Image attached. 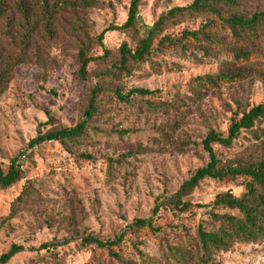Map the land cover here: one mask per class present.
<instances>
[{"label":"rangeland","instance_id":"obj_1","mask_svg":"<svg viewBox=\"0 0 264 264\" xmlns=\"http://www.w3.org/2000/svg\"><path fill=\"white\" fill-rule=\"evenodd\" d=\"M12 1L14 6L17 0ZM99 1L110 4L83 13L93 36L111 25H123L131 3V0ZM193 1L142 0L137 28L144 32L161 14ZM202 23V19H192L171 33L196 30ZM61 33L63 37L52 50L45 49L41 63L21 67L13 73L0 98V167L7 171L11 161L20 158L24 171L16 186L0 190V256L12 245L28 250L8 264H107L99 252L80 248L79 242L60 249L57 259L49 257L46 251L31 249L71 237L97 236L104 241L112 240L128 224L148 219L157 197L175 193L199 168L208 164L202 141L210 130L227 131L232 113L237 110L236 100L245 98L251 107L264 102V83L256 79L224 85L206 97L193 96V80L218 73L220 64L215 60L198 64L174 53L157 61L156 68L145 65L133 76L113 81L125 93L137 88L160 91L149 102L173 107L169 112L172 117L166 115L167 110L148 107L146 100L138 97L133 98L130 106L113 100L97 123L99 133L76 149L78 154L94 156L95 162L77 160L57 143L31 150L28 144L36 137L40 125L47 124L45 131L75 126L86 103L89 84L77 79L76 49L68 42L72 39L70 35ZM125 42L132 45V38L123 32L105 35L104 44L115 56ZM92 55L102 56L103 49L95 47ZM107 67L108 64H103L90 69ZM48 114L53 117L51 123H48ZM175 121L180 126L177 132L169 134L171 143L157 142L158 133L175 127ZM249 137L245 133L225 155L228 158L241 155L249 144ZM182 143L190 146L184 154L176 150ZM121 156H130L128 162L115 165L113 175L108 176L107 160ZM28 183L40 191V198L14 212V202ZM228 191L240 198L245 192L243 181L227 186L207 181L189 199L208 204L219 193ZM206 211L178 218L162 210V218L172 224L170 229L156 237L142 236L139 241L142 255L131 247L125 251L135 260L147 257L152 264H168V247H187L190 239L196 238V222L207 219ZM217 261L264 264V240L236 244Z\"/></svg>","mask_w":264,"mask_h":264},{"label":"trees","instance_id":"obj_2","mask_svg":"<svg viewBox=\"0 0 264 264\" xmlns=\"http://www.w3.org/2000/svg\"><path fill=\"white\" fill-rule=\"evenodd\" d=\"M141 3L142 0H131L128 18L123 25H111L93 36L83 13L110 3L99 0H17L13 6L12 0H0V98L13 73L21 67L41 63L45 49L52 50L63 37L61 32L70 35L72 39L68 42L76 49L77 79L89 84L78 123L49 131L44 130L47 124H42L28 148L34 150L48 143H57L77 160L95 162L94 156L78 154L76 149L99 133L97 123L113 100L130 106L133 98L138 97L146 100L148 107L167 110L166 115L172 117L169 112L174 110L173 107L149 102L160 95V91L137 88L125 93L124 88L115 86L113 81L131 77L145 65L156 68L157 61L174 53L198 64L214 60L220 64L218 73L193 80V96L206 97L224 85L248 79L264 83V0H194L188 6L174 7L161 14L144 32L137 28ZM192 19L203 20L200 28L171 33ZM116 31L132 38V45L123 43L117 56L104 44L105 35ZM97 46L103 49L102 56L92 55ZM103 64L108 67L90 69ZM235 105L237 110L232 113L227 131L210 130L202 141L208 164L199 168L175 193L157 197L151 217L128 224L112 240L104 241L97 236L71 237L31 250L46 251L49 257L57 259L60 249L79 242L80 248L99 252L107 264H152L147 257L130 258L125 249L131 247L142 255L139 250L142 236L156 237L170 229L172 224L162 218V210L178 218L207 210V219L196 222V238L190 239L187 247H168V264H222L217 261L218 257L230 252L234 245L263 241L264 102L251 107L242 98L236 100ZM48 119V123L53 121L51 114ZM174 126L160 131L157 142L170 144L169 134L177 132L180 123L175 121ZM245 133L250 136L246 150L239 156L228 158L225 153L232 150ZM189 148V143H182L176 150L184 154ZM129 157L107 160L108 176L113 175L115 165L122 166ZM23 176L20 158L13 159L7 171L0 167V190L13 188ZM239 180L243 181L245 190L240 198L228 191L219 193L208 204L194 203L189 199L207 181L227 186ZM39 198L40 191L28 183L14 202L13 211ZM25 251L28 250L21 245H12L6 254L0 256V264H8Z\"/></svg>","mask_w":264,"mask_h":264}]
</instances>
